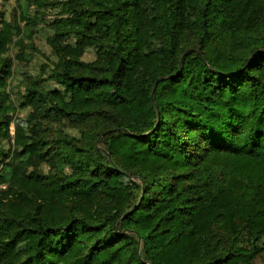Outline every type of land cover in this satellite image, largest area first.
Instances as JSON below:
<instances>
[{
	"label": "trees",
	"instance_id": "1",
	"mask_svg": "<svg viewBox=\"0 0 264 264\" xmlns=\"http://www.w3.org/2000/svg\"><path fill=\"white\" fill-rule=\"evenodd\" d=\"M28 6L34 15H13L10 30L0 20V264H255L264 254V0ZM41 24L55 60L14 101L13 59L33 49ZM78 93L97 100L80 106ZM21 109L26 126L12 138ZM66 125H82L81 137ZM13 168L65 191L120 189L111 180L129 174L137 201L94 219L67 201V221L48 224L42 202L10 184Z\"/></svg>",
	"mask_w": 264,
	"mask_h": 264
},
{
	"label": "rangeland",
	"instance_id": "2",
	"mask_svg": "<svg viewBox=\"0 0 264 264\" xmlns=\"http://www.w3.org/2000/svg\"><path fill=\"white\" fill-rule=\"evenodd\" d=\"M31 0H0V20L3 19L7 24L5 28L10 30L9 24L13 20V15L18 13H25L29 16L34 15L35 8L33 6H28ZM42 17L45 20L42 21H52L54 19V11L42 10ZM42 28L36 32L33 37L31 48L23 49V58L19 60L17 58L13 59V66L11 74L8 76V90L11 93L12 99L14 101H19L21 99L24 81L30 78L45 79L49 74L50 67L55 60L50 46L47 44V39L51 36V31L47 26L41 24ZM28 40H24L26 44ZM19 49L13 47L9 56L14 58L15 53H18ZM94 57L93 52H87L83 60L90 61ZM45 84L52 86L51 81H45ZM106 97L111 96V90L109 88L105 89ZM78 104L80 106L86 105L87 101L94 98L90 95L84 93H78L75 95ZM27 109L16 110L14 120L12 121L9 133L13 138L15 129L17 127L24 128L26 126L25 118L27 115ZM83 116H78L81 120ZM65 131L81 137V131L84 129L82 125H78L76 128H71L68 125L64 127ZM23 130L19 131V139H23ZM102 147V143L99 142ZM133 178L126 174L121 177H116L111 180V186L118 187L112 189H104L101 187L95 189H88L86 185L81 187H74L70 191L62 190L59 187V183H53L49 181L46 185H39L36 183L34 178H25L22 173L13 168L11 170V180L10 184L17 189H24L29 194L33 195L35 198L40 200L43 204L44 217L43 221L48 224H58L60 222L67 221V214L64 212V204L67 201L76 207V209L81 212L88 219H94L99 213H120L123 214L129 210L137 201V194H133L132 190ZM255 264H264V254L260 255L255 259Z\"/></svg>",
	"mask_w": 264,
	"mask_h": 264
}]
</instances>
